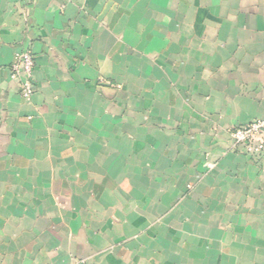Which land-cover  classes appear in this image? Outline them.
Masks as SVG:
<instances>
[{"label":"crops","instance_id":"obj_1","mask_svg":"<svg viewBox=\"0 0 264 264\" xmlns=\"http://www.w3.org/2000/svg\"><path fill=\"white\" fill-rule=\"evenodd\" d=\"M263 117L264 0H0V264H264Z\"/></svg>","mask_w":264,"mask_h":264},{"label":"built area","instance_id":"obj_2","mask_svg":"<svg viewBox=\"0 0 264 264\" xmlns=\"http://www.w3.org/2000/svg\"><path fill=\"white\" fill-rule=\"evenodd\" d=\"M34 64L32 53L25 50L16 57L11 65V75L17 78L20 95L26 100L31 97L34 89ZM231 136L235 147L241 148L247 154L264 156V117L234 127ZM80 262L75 264H82V261Z\"/></svg>","mask_w":264,"mask_h":264}]
</instances>
